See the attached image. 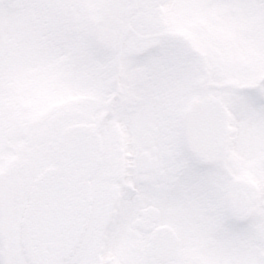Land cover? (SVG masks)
I'll use <instances>...</instances> for the list:
<instances>
[{
  "label": "snow or ice",
  "instance_id": "obj_1",
  "mask_svg": "<svg viewBox=\"0 0 264 264\" xmlns=\"http://www.w3.org/2000/svg\"><path fill=\"white\" fill-rule=\"evenodd\" d=\"M0 264H264V0H0Z\"/></svg>",
  "mask_w": 264,
  "mask_h": 264
}]
</instances>
